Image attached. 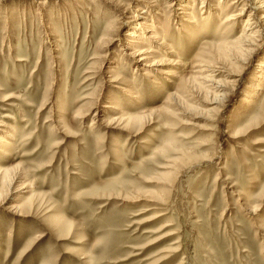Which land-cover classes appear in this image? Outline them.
I'll return each mask as SVG.
<instances>
[{
    "label": "rangeland",
    "instance_id": "obj_1",
    "mask_svg": "<svg viewBox=\"0 0 264 264\" xmlns=\"http://www.w3.org/2000/svg\"><path fill=\"white\" fill-rule=\"evenodd\" d=\"M245 2L0 0V264H264Z\"/></svg>",
    "mask_w": 264,
    "mask_h": 264
},
{
    "label": "bare ground",
    "instance_id": "obj_2",
    "mask_svg": "<svg viewBox=\"0 0 264 264\" xmlns=\"http://www.w3.org/2000/svg\"><path fill=\"white\" fill-rule=\"evenodd\" d=\"M195 1V0H194ZM244 1H246L245 3L247 4V6H249L250 7V11H251V14L248 16V19L245 21V26H244V28H243V30H242V33H241V35L239 36V38L235 41V43L233 44L234 45V47H232V46H229L228 48H226V50H228V52H232V51H234V50H236V51H240V52H242V51H248V50H250L249 49V47L251 46H254V42L256 41V38L258 39V38H260V37H262L263 35V33H264V15H262V16H259V14H258V11H261L262 9H264V0H257V2H256V4L254 3V2H252V0H244ZM256 1V0H255ZM187 2V1H186ZM240 3V2H239ZM249 3H250V5H249ZM46 3L45 2H40L39 4H38V6H44ZM185 6H186V4H184ZM187 7V6H186ZM248 7V8H249ZM186 9V8H185ZM244 9H239L238 10V12L236 13V16L234 15H231V16H229V17H226L225 19H223L222 20V25L223 26H229V23L231 22V21H235L239 16H240V13L243 11ZM263 11V10H262ZM253 17V18H252ZM250 18H252L253 20H255L254 21V23L252 24L251 22H252V19H250ZM147 19V18H146ZM208 19V18H207ZM206 19V20H207ZM191 23V22H190ZM255 24V27L257 28V30H255V31H252V29H251V27L253 26ZM147 26V23H141L140 22V24H136L135 25V27H133V29H132V31L130 32V33H127L126 35H125V37L127 38V39H131V38H135V39H139V40H142V34H141V30H144V27H146ZM141 27V28H140ZM231 28V27H230ZM192 29V31H193V33H194V31H195V33H197V31H199L200 30V27L198 28V27H196L195 28V30L193 29V28H191ZM253 29H255V28H253ZM226 30H229V29H226ZM226 32V31H225ZM154 33V32H153ZM137 34V35H136ZM139 34V35H138ZM222 35H223V33H222ZM126 39V40H127ZM148 39H150V40H153V41H156L157 39H158V37H156V33L155 34H151V35H149V38ZM158 41H162V40H158ZM258 42V41H257ZM137 43V42H136ZM137 44H139V45H142V44H140L139 42L137 43ZM129 45L130 44H127V46H128V48H129ZM257 46V45H256ZM230 47H232V48H230ZM250 47V48H251ZM255 47V46H254ZM138 48V47H137ZM132 48V55L134 56V57H136L135 59H137V61H147L148 60V58H149V56L153 53L150 49L151 48H146V49H142V48ZM254 49H256V47L254 48ZM55 51H57V50H55ZM240 52H238V53H240ZM252 52V51H251ZM233 53V52H232ZM129 56V55H128ZM141 62V63H142ZM205 67H208V66H206L205 65ZM201 68V67H200ZM203 68V67H202ZM258 68H262V69H264V64H262V63H260L259 64V67ZM201 70V69H200ZM203 70V69H202ZM205 70V69H204ZM204 72V71H203ZM260 72V71H259ZM209 73V72H208ZM201 75V74H200ZM199 75V76H200ZM258 76V75H257ZM202 77H203V75H202ZM205 77V78H204ZM203 77V79H206V78H209V77H211V76H209V77H206V76H204ZM256 77V76H255ZM263 77H264V72H263ZM257 78H260V77H257ZM210 79V78H209ZM197 80V79H196ZM207 80V79H206ZM207 82V81H206ZM210 83V82H209ZM213 84H215L216 86H215V88L214 89H219V88H221V83H216V82H213ZM213 88V87H212ZM255 91H262V89L261 88H258L257 90H255ZM212 92H213V90H212ZM218 93V92H217ZM216 93V94H217ZM214 94V93H213ZM216 94H214V101L216 100H218L217 98H218V94L216 95ZM216 95V96H215ZM222 97H224V96H222ZM218 102H219V100H218ZM217 102V103H218ZM214 103H216V102H214ZM112 109H114V108H112L111 107V110ZM8 139H10L11 141H14V138H16V137H13V134H9V136H6ZM1 142H3L2 140H0V143ZM1 144H3V143H1ZM6 181V180H5Z\"/></svg>",
    "mask_w": 264,
    "mask_h": 264
}]
</instances>
